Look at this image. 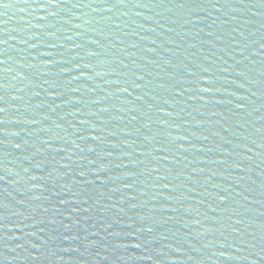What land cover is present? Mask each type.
I'll return each instance as SVG.
<instances>
[{"label": "water", "instance_id": "95a60500", "mask_svg": "<svg viewBox=\"0 0 264 264\" xmlns=\"http://www.w3.org/2000/svg\"><path fill=\"white\" fill-rule=\"evenodd\" d=\"M0 264H264V0H0Z\"/></svg>", "mask_w": 264, "mask_h": 264}]
</instances>
